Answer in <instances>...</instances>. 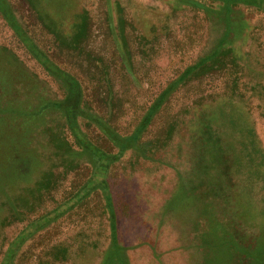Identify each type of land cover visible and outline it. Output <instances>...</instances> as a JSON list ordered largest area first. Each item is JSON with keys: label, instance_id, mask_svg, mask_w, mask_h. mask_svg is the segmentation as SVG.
<instances>
[{"label": "rangeland", "instance_id": "1", "mask_svg": "<svg viewBox=\"0 0 264 264\" xmlns=\"http://www.w3.org/2000/svg\"><path fill=\"white\" fill-rule=\"evenodd\" d=\"M6 1L78 79L82 112L119 135L174 85L137 147L109 164V200L95 187L73 202L93 164L65 114L19 113L63 100L66 86L0 13V264L14 238L50 213L59 214L11 264H117L112 222L128 264H257L246 252L264 257V9L233 2L226 19L221 0ZM76 123L108 155L119 151L91 119Z\"/></svg>", "mask_w": 264, "mask_h": 264}, {"label": "trees", "instance_id": "2", "mask_svg": "<svg viewBox=\"0 0 264 264\" xmlns=\"http://www.w3.org/2000/svg\"><path fill=\"white\" fill-rule=\"evenodd\" d=\"M224 3V13L225 18L228 19L230 14V4L237 1H245L246 3L256 4L264 9V0H221ZM0 13L4 16L7 23L13 29L15 34L19 37L20 41L24 44L27 51L41 64L44 69L53 75L55 78L60 80L66 86V94L63 100L61 101H45L43 102L35 111L33 112H19L20 114L27 115L29 117H37L41 115L45 110L54 108L61 110L66 117L69 128L71 129L74 137L77 140L78 145L86 151L91 159L93 164V171L90 179L79 189L75 197L73 198V202L81 201L88 193L95 187H99L108 197V185L106 182V174L108 171L109 164L118 159L126 149L128 148H136V141L138 140L141 132L145 129V127L150 122L152 116L157 111V109L163 103L165 97L168 95L173 85L170 88L164 90L157 100L154 102L152 106H150L142 117L140 123L136 126L133 132L127 136H121L116 133L105 121L100 119L99 117L90 116L82 112L81 110V101L83 98V88L78 81V79L72 75L71 73L65 71L60 66H58L55 62H53L48 55L37 46V44L28 36V34L24 31L22 26L17 21L9 3L6 0H0ZM83 33V25L80 26V30L78 31V35H75L76 40L79 35ZM74 37V38H75ZM215 55V52L212 54L202 58L196 64L185 69L183 74L176 80L181 81L184 77H186L189 73H192L195 69L199 68V66L205 62L211 60ZM82 115L91 119L97 126L108 136V138L119 146V151L115 155H108L97 146L93 145L87 137L80 131L76 123V116ZM212 160H220L219 156H214L211 154ZM40 183V182H39ZM108 206L109 202H107ZM59 214V213H57ZM55 214L54 216H56ZM52 214H48L43 216L36 221L32 222L28 225L22 232H20L12 241L9 246L7 252L4 255V258L1 264H11L12 258L14 256L15 251L21 245V243L26 239L28 235L32 232L38 230L47 222L53 219ZM249 258L257 264H264V257L259 254L253 252H246ZM111 256L117 262V264H128L126 260L123 258L120 247L118 245L114 224L112 222V253Z\"/></svg>", "mask_w": 264, "mask_h": 264}]
</instances>
